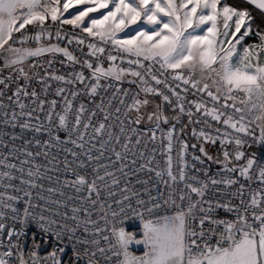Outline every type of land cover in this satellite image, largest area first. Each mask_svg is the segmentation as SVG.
Instances as JSON below:
<instances>
[{
	"label": "built area",
	"instance_id": "2783aa9c",
	"mask_svg": "<svg viewBox=\"0 0 264 264\" xmlns=\"http://www.w3.org/2000/svg\"><path fill=\"white\" fill-rule=\"evenodd\" d=\"M44 27L55 37L61 25L49 19ZM38 30V24L27 25L20 32H13L11 39L19 42L25 33L33 36ZM65 33L71 34V44ZM62 37L59 40L75 61L68 60L62 53L31 57L26 65L13 70L2 84L0 213L3 216L0 223L4 228L0 231V253L8 264H34V260L36 264H54L55 261L60 264H120L123 255H115L118 248L113 247L116 244L112 234L114 225L117 229L124 227L136 239L142 238V226L134 212L142 213L146 220H155L181 209L187 212L189 204L194 202H199L193 210L195 219H187L195 231L203 228V239L211 244H215L225 228L224 224L215 222L235 221L238 215H245L249 223L259 227V222L253 220V213L261 215L264 211V193L260 192L264 183L259 179V171L264 167V119L257 117L263 105L260 97L253 101V97L249 100L245 96L251 105L241 113L231 107L221 109L232 115V122H238L237 128L241 124L245 126V131L240 132L223 123L226 117L216 121L204 114V108L196 109V103H203L208 109L220 105H214L206 92L192 88L193 80L188 79L189 84L175 80L174 72L162 70L158 64L152 65L150 74L146 73L148 61H143V68L130 65L128 58L110 43L103 44L71 25L62 26ZM78 39H83L84 43H77ZM89 43L104 47V53L91 55ZM109 54L117 56L114 63L124 70L139 71L147 84L141 83L139 77L135 78L140 86L137 82L101 78L92 94L91 87L97 84L93 70L98 65L106 67L112 63ZM85 61L93 68L89 69ZM21 68L23 73L19 71ZM79 74L83 75V81L76 78ZM153 75L161 80L160 84L152 80ZM145 87L155 88L160 93L150 94L175 114L171 123L150 127L135 123L129 105L134 98H139ZM198 88L202 86L198 84ZM18 89L23 90L19 96L15 95ZM61 89L63 91L58 92ZM33 92L36 96H32ZM164 96L169 99L165 101ZM81 105L84 107L82 113ZM78 114L81 122L77 126ZM241 115L243 120H240ZM60 116L66 118L64 126L60 124ZM186 130L191 132L195 143L187 142ZM238 139L242 141L240 145L236 144ZM202 141L217 144L224 157L225 152L228 153L227 160L241 163L212 165L199 152L197 143ZM237 152L244 153L239 160ZM249 159L254 160L249 169L250 179L240 174ZM169 171L176 177L175 181L168 175ZM181 171L183 180L180 179ZM80 178L84 183L77 182ZM229 180L233 183H227ZM189 185L203 188L204 195L193 193ZM253 195L260 201L258 206L251 205ZM9 197L18 199L10 200ZM209 205L211 211L200 210H207ZM121 207L123 213H120ZM148 208L153 211L149 213ZM25 210L29 213L27 218ZM113 211L120 213L115 219ZM40 215L49 222L55 221L52 232L42 231L33 219ZM201 219H204L202 226ZM56 231L61 233L60 239L56 238ZM9 232L19 235L9 237ZM191 239H197L202 245V239ZM9 250L12 255H4ZM128 250L131 254L143 255L144 252V248L129 247ZM197 251L193 249L194 254ZM33 252L38 259L32 256ZM53 252L55 257L51 255ZM185 258L188 259L187 255Z\"/></svg>",
	"mask_w": 264,
	"mask_h": 264
},
{
	"label": "snow or ice",
	"instance_id": "6c2138e0",
	"mask_svg": "<svg viewBox=\"0 0 264 264\" xmlns=\"http://www.w3.org/2000/svg\"><path fill=\"white\" fill-rule=\"evenodd\" d=\"M249 2L255 4L259 9H264V0H249ZM78 5L87 6L77 9L74 13L69 12V9L77 8ZM101 9L107 11L101 13L99 17H89L90 13H96ZM65 13H68L70 18H65ZM49 19L53 24L59 21L61 25L56 31L57 39L63 38L62 26L71 25L73 29L78 28L81 32L87 33L89 37L98 38L103 44L110 43L118 53H122L128 58L127 62L130 65L135 64L143 68V61H148L149 66L145 69V72L149 74L152 65L158 64L162 70H172L175 73L173 79L189 84L190 81L185 79L182 72L178 70L185 67L192 69L198 64L202 73L205 71L215 73L219 78V82L212 79V85L216 86L215 92L210 90V85L207 82L203 84L202 88H198L199 81L191 82V85L199 92H206L214 105L219 104L220 107L214 106L208 109L203 103H196L195 107L197 110L204 108V114L210 115L216 121H220L221 117H226L223 123L237 131L244 132L245 126L241 124L237 128L238 122H232V115L221 110L231 107L237 113L243 112V109L236 107L235 103L231 105L227 103L228 100L235 101L236 97L232 93L236 91L243 92L249 100L253 95L264 98V64L258 62L254 64L252 62L259 55L255 49L258 48L260 52H264V34L257 32L261 41L260 45H249L244 48L242 53L237 54L236 45L240 44L251 31L250 16L247 11L230 7L226 3L221 6V0H179V3H177V0H63L62 7L61 0H0V49H3L8 40L12 38L13 32H20L27 25L38 24L39 30L33 36L25 33L21 37L20 43H24L29 39L39 42L45 35L50 38L51 32L44 27L45 22ZM86 19L87 23H85ZM132 25H139L134 29L135 35L126 31ZM145 25L151 27H145ZM233 27L235 30L231 32V36L235 39V43H233V40H227L229 47L225 49V40L229 36V30ZM241 28H244V31L237 38V33H241ZM119 33H124V36L120 37ZM64 35L70 37L68 42L71 44V34L65 33ZM77 43L83 44L84 40L78 39ZM88 47L90 54L93 56L97 53L102 54L105 51L104 47H97L95 43H89ZM8 50L22 54L17 59L10 62L6 61L5 67L21 63L27 57H35L43 53H63L68 60L75 61V57L67 48H61L58 45L38 47L34 50H21L10 47ZM234 55H237L235 64L232 62ZM108 59L112 62L108 68L98 65L93 70V77L96 79L97 84L92 85L90 90L92 94L96 92L101 78L111 77L119 81L125 73L123 68H117L114 63L117 56L109 54ZM121 62H123V59ZM84 63L89 69L93 68V65L88 61ZM217 63L219 64V70L213 67ZM19 71L23 73L22 68ZM130 74L139 77L141 83L147 84L139 71H131ZM161 75H163V72H161ZM55 78L58 80L64 79V77ZM76 78L81 81L84 79L82 74H79ZM151 78L157 84L161 83L157 76L153 75ZM209 78L211 79V75H209ZM3 83L4 81L0 80V84ZM21 91L23 90L18 89L15 95L19 96ZM60 91L63 90H58V92ZM142 91L146 94H160L157 89L152 87H145ZM24 94L28 95L27 92ZM73 95H76V93H73ZM32 96H36V93L33 92ZM222 97L223 103H221ZM168 99L167 96H164L165 101ZM148 102L147 99L141 101L134 98L132 104L129 105V111L139 112L140 107L148 104ZM55 103V101H52L53 105ZM241 103H244V101H241ZM261 107H264V105ZM183 110V106H181V111ZM83 111L84 107L81 105L80 112ZM153 116L157 120L161 118L156 114H152L149 119L151 120ZM59 119L61 126H64L65 116H60ZM140 119L141 117L138 116L135 123L138 124ZM164 119L166 121V118ZM243 119L244 117L241 115L240 120ZM80 122L81 117L78 114L76 125L78 126ZM84 127L87 128L88 125L85 124ZM103 127L104 125L101 124L100 128ZM79 138L83 139V136ZM262 140H264V136H262ZM241 143V140H236L237 145ZM243 155V152H237L236 159L239 160ZM117 157L119 158V154H117ZM227 157L228 153L225 152V158L227 159ZM253 164L254 160L249 159L247 165L240 169L241 176L250 179L249 169L252 168ZM10 167L14 168L15 165H10ZM2 175L7 176L8 173ZM29 175H32V173L30 172ZM157 175L159 176L160 173H157ZM168 175L173 181L176 180L171 171ZM180 179H184L183 171H181ZM259 179L261 183H264V167L259 171ZM77 182L82 184L84 180L80 178ZM213 183H216V181H213ZM227 183L231 184L233 181L229 180ZM189 187L198 196L204 195L203 188H196L191 185ZM203 187L206 188L207 185ZM260 192L264 193V189H261ZM25 195L29 194L25 193ZM8 199L18 198L9 197ZM124 199L128 198L125 197ZM181 199H184V197H181ZM241 202L243 203V201ZM173 203L175 202L173 201ZM197 203L199 202L190 203L187 212L181 209L172 215L157 217L155 220H146L142 213L134 212L133 215L140 220L142 226V239L135 240L137 245H143L144 247L142 256L131 255L128 246L133 242V235L127 233L124 227L117 229L114 225L112 234L115 237L116 244L113 247L118 248L115 255L118 257L121 254L123 255L120 264H185L186 255L188 257L187 264H264V211L261 215L253 213L254 222H259L258 228L253 223H249L245 215H238L235 221L215 222L224 224L225 228L224 231L219 233V239L216 240L215 244H211L208 240L203 239L205 236L203 228L201 227L199 232L195 231L187 219V217L195 219L193 210L197 207ZM259 203L260 201L256 198V195H253L251 205L258 206ZM223 206L227 208V205ZM154 207L158 208L159 205ZM177 207L179 208V206ZM200 210L202 212L211 211V205L207 210L204 208ZM147 211L151 213L153 209L148 208ZM123 212L124 208L121 207L120 213ZM120 213L113 211L112 217L115 219ZM2 216L3 213H0V217ZM28 216L29 213L25 210V217ZM33 219L42 231H53L52 224L55 221L49 222L43 215ZM205 219H208V217L206 216ZM120 223L123 224V220ZM203 224L204 219H201L200 225ZM3 228L4 225L0 223V231ZM54 234L57 239H60L61 233L59 231ZM13 235L18 236L19 233H8L9 237ZM257 235L259 240L255 238ZM192 237L202 239V245L197 243V239H191ZM12 247H16V245H12ZM194 248L198 250L195 254L193 252ZM4 255L11 256V250L4 253ZM51 255L55 257V252ZM32 256L37 258L35 252L32 253ZM0 264H8V261L0 258ZM34 264H36L35 260ZM54 264H60V262L55 261Z\"/></svg>",
	"mask_w": 264,
	"mask_h": 264
},
{
	"label": "rangeland",
	"instance_id": "374dc122",
	"mask_svg": "<svg viewBox=\"0 0 264 264\" xmlns=\"http://www.w3.org/2000/svg\"><path fill=\"white\" fill-rule=\"evenodd\" d=\"M177 3H179V0H177ZM62 4H63V0H61V7H62ZM223 4H224V2H223V0H221V6ZM86 6L87 5H78L77 8L69 9V12L74 13L77 11V9H82L83 7H86ZM105 11H107V10L101 9L100 11H98L96 13H90L89 17H99L101 15V13H103ZM65 17L70 18L68 13H65ZM85 22H87V19L85 20ZM141 23H142V21H141ZM250 25H251V23H250ZM138 26L139 25H132L131 28L127 29L126 31L130 32L132 35H135L134 29H136ZM145 27H151V26L145 25ZM222 30L223 29L221 28V31ZM234 30H235L234 27L229 30V36L226 38L225 43H224L225 49H227L229 47L227 40H233V43H235V39L231 36V32ZM243 31H244V28H241V33H237V38L243 33ZM257 32L251 26V31H250L249 35L246 36L244 38V40L241 41L240 44L236 45L237 54L242 53L244 48L249 46V45H260L261 41H260V37L257 35ZM259 33H261V32H259ZM261 34H264V33H261ZM118 35L124 36V33H119ZM50 45H58L61 48H67L66 45L63 44L62 41L57 39L56 36L55 37L51 36L50 38L48 36H46V37L43 36L39 42H36L35 40L29 39V40L25 41L24 43L16 42L13 39H9L8 42L4 45L3 49H0V80L5 81L6 79H8V77L10 76V74L12 73L13 70H15L17 67H19L21 65H26L27 60L32 57V56L27 57L21 63L12 64L8 67H5L6 61L10 62L13 59H17L18 56L22 54V53H15V52L9 51L8 49L10 47L19 48L21 50H24V49H33L34 50L38 47H48ZM67 50L69 51L68 48H67ZM255 51H257L259 53V55H258V58L254 59L252 62L254 64L257 62L260 64H264V52H260L258 48L255 49ZM44 54H48V53H43L41 55H44ZM221 55H223V53H221ZM236 61H237V55H234L232 58L233 64H235ZM109 65H107L104 68H108ZM115 65L117 66V68H121L118 64L115 63ZM213 67L216 68L217 70H219V64L218 63L214 64ZM170 71L172 72V70H170ZM178 71H181L183 76L188 77L189 80L199 81V85L202 87H203V84L205 82L209 83L210 90L215 92L216 86L212 85V79H216L219 82V78L216 76L215 73H209L208 71H205L202 73L201 68L198 64L192 69L185 67L182 70H178ZM209 75H211V79L209 78ZM121 80L129 81V82L136 81L138 83V85L140 86V83L138 82V80L135 77H133L130 74V72H128L126 70H125V73L122 76ZM1 91H2V85L0 84V93H1ZM141 92H142V94L140 95V97L138 99H140L141 101H143L144 99H147L149 102L146 105H142L139 109V112L132 110L133 118L137 119L138 116L141 117L139 123L144 124V125L160 123L162 116H163V113H164L163 103L159 99L157 100L155 98V96L150 95L149 93L146 94L143 91H141ZM232 95L236 97L235 101H233V100H228V101L235 103V105L238 106L239 108H242V109L243 108H249L248 106L251 105V102H247V100L245 98V94L243 92L236 91V92H233ZM252 97L254 98L253 101H255L256 97H258V96L253 95ZM222 99H223V97H222ZM241 101H244V103H241ZM260 102L264 105V98H261ZM257 113H258L257 117H260L259 119H264V107H261ZM152 114H156V115L160 116L161 118L159 120H157L155 118V116H153V118L150 120L149 116ZM138 239H142V238H138ZM138 239L134 238L133 242L131 244H129L128 248L130 247V248H134V249H138V250L143 249L144 248L143 245H137L135 243V240H138ZM131 255L132 256H142V253H135V254H131ZM0 258H2L1 253H0ZM185 260H187V259L185 258Z\"/></svg>",
	"mask_w": 264,
	"mask_h": 264
},
{
	"label": "trees",
	"instance_id": "16d2710c",
	"mask_svg": "<svg viewBox=\"0 0 264 264\" xmlns=\"http://www.w3.org/2000/svg\"><path fill=\"white\" fill-rule=\"evenodd\" d=\"M223 2L226 3L227 5L231 6V7L237 8L238 10L247 11L249 13V16H250V23H251L252 28L256 32L258 31V32L264 33V12H262L261 10H259L257 7H255L254 5H252L251 3H249L246 0H223ZM185 78L188 79V77H186V76H185ZM126 82H129V81H126ZM130 83H136V81H133ZM141 94H142V92L140 93V95ZM155 98L157 100L159 99L156 96H155ZM163 107H164V113H163V116H162L160 123L169 124L174 120L175 114L170 110L168 105L163 103ZM132 118H133V116H132ZM164 118H166V121ZM133 119L136 120L135 118H133ZM138 124H140L143 127H150V126L155 125V124L144 125L141 123H138ZM185 136H186L187 142L189 144L195 143V139L189 130H186ZM197 146H198L200 154L206 160H208L212 165H236V164L241 163L240 161L236 162V161L227 160L224 157L222 151L217 146V144L202 141V142H198Z\"/></svg>",
	"mask_w": 264,
	"mask_h": 264
},
{
	"label": "crops",
	"instance_id": "0c3cea01",
	"mask_svg": "<svg viewBox=\"0 0 264 264\" xmlns=\"http://www.w3.org/2000/svg\"><path fill=\"white\" fill-rule=\"evenodd\" d=\"M246 1H248L249 2V0H246ZM250 3V2H249ZM252 5H254L255 7H256V5L255 4H253V3H251ZM259 9V8H258ZM259 10H261L262 12H264V9H259ZM257 240H259V236L257 235L256 237H255ZM185 264H187V260H185Z\"/></svg>",
	"mask_w": 264,
	"mask_h": 264
}]
</instances>
